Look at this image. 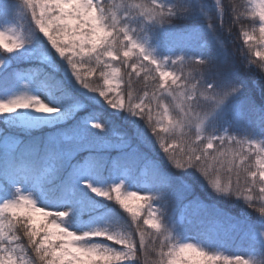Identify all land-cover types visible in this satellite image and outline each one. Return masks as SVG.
<instances>
[{"label": "snow or ice", "instance_id": "obj_1", "mask_svg": "<svg viewBox=\"0 0 264 264\" xmlns=\"http://www.w3.org/2000/svg\"><path fill=\"white\" fill-rule=\"evenodd\" d=\"M14 14L0 264H264V0H0Z\"/></svg>", "mask_w": 264, "mask_h": 264}, {"label": "trees", "instance_id": "obj_2", "mask_svg": "<svg viewBox=\"0 0 264 264\" xmlns=\"http://www.w3.org/2000/svg\"><path fill=\"white\" fill-rule=\"evenodd\" d=\"M229 0H224V3H228ZM14 16V15H13ZM166 171H172L170 166H166ZM135 190V189H132ZM201 193L205 192L204 188H200ZM204 199V196H201ZM207 202L215 203L218 207L222 208L223 211L232 216L240 219H246L249 223H253L254 219L251 215L252 209L248 208L247 205L241 200H232L226 198H208ZM186 234H195V229L189 228ZM218 249H223L229 253H233L239 250L241 247V241L238 238H230L227 233L222 234L217 242L212 245Z\"/></svg>", "mask_w": 264, "mask_h": 264}, {"label": "rangeland", "instance_id": "obj_3", "mask_svg": "<svg viewBox=\"0 0 264 264\" xmlns=\"http://www.w3.org/2000/svg\"><path fill=\"white\" fill-rule=\"evenodd\" d=\"M16 19H17V17H16ZM16 19L13 18L12 20L6 21L4 23H0V27L5 26V23H8V24L14 23V22H16Z\"/></svg>", "mask_w": 264, "mask_h": 264}]
</instances>
